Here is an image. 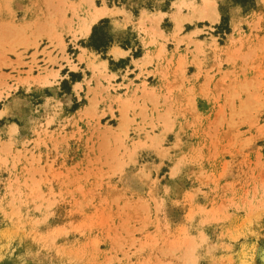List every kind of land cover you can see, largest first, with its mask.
Returning a JSON list of instances; mask_svg holds the SVG:
<instances>
[{"label":"rangeland","instance_id":"374dc122","mask_svg":"<svg viewBox=\"0 0 264 264\" xmlns=\"http://www.w3.org/2000/svg\"><path fill=\"white\" fill-rule=\"evenodd\" d=\"M201 1L174 2L202 21L176 49L235 32L237 55L203 44L183 104L159 84L126 94L77 53L106 58L117 33L79 39L88 0H0V264H264V0H223L217 25L193 16ZM231 1L256 9L235 19Z\"/></svg>","mask_w":264,"mask_h":264},{"label":"crops","instance_id":"0c3cea01","mask_svg":"<svg viewBox=\"0 0 264 264\" xmlns=\"http://www.w3.org/2000/svg\"><path fill=\"white\" fill-rule=\"evenodd\" d=\"M97 1L98 0H88L89 8L93 7L91 3H94L97 7L104 6L102 4L98 5ZM178 1L179 0H170L169 2H166V0H162L164 4L156 7L151 6L152 4L150 6H148L147 4H140L136 7H133V5L128 3H122V5H116L114 7L108 4L107 12L104 15H101L98 20L90 26V28L86 29V35L79 37V39L82 38L85 41L90 37H92L93 39L95 37V33L101 26L100 24H103L104 21L108 20V24L112 26L114 32H117L113 35L114 42H112V40L110 39L111 44L106 46V55H108V57H102L97 50L92 48V46L78 45L80 50L77 53H81L83 54V56H87L89 58V61H93L95 64L103 62L102 67L106 69L107 76H109L112 83H115L117 85L119 84V90H124L126 94H128L130 91L132 93L136 91V93H144L148 96L149 94L156 92L154 90H151L152 88L150 87L157 86L160 83L159 80L156 79V76L152 73L147 74V82L145 83L143 78L145 75H140L142 70L140 66H142L145 62L144 65L146 66L147 70H151V67L153 65L152 62L156 61L155 59H157L156 55L158 53H162L163 55H166V58L171 59L172 65H176L180 57L183 56L186 61L184 80H182L180 85L173 87L165 86L164 88L167 89L166 91L168 93H172L174 98L182 101L184 104L186 91L191 93L202 91L201 84L205 83L206 79L203 75H196V73H198L199 70L203 67V54H206L207 52L210 55L212 54V50L210 51L208 47H205L203 49L202 47L203 44H205L206 46L209 43L212 44L214 41H209V39H203L202 37L196 38V41L193 39H179V46L178 49H176V42L175 39H173L172 34L176 31V23L173 18L176 13H179L174 2ZM202 2L203 1L199 3V6L202 4ZM222 4L223 0H214V6L217 11L215 25L220 24L221 22L222 11L220 7ZM231 4L232 5L230 10L234 12V14H236L235 19L238 18L239 14L242 16L256 9L254 6H250L245 10L243 8V4H240L238 2L231 1ZM115 10L118 11L115 12ZM186 13H188L186 12V8H182V12L179 14H183L186 16ZM199 22L202 21L186 20L183 23V26L185 27L187 24L198 25L197 23ZM165 24H167V26H165ZM194 28H191V30H194ZM213 29H217L216 26L213 27ZM190 31H188L187 33H189ZM206 32L210 33V31ZM120 33L123 36H119ZM164 37H167V39H164ZM227 40L228 39H225V44H221L219 41L217 43L220 46L224 47L228 44ZM70 41H73V39H70ZM184 41H190L192 43V49H190L191 52H186V50H184ZM236 44L237 41L231 46L230 50L234 47L232 50L237 55ZM116 49L122 51L123 53L116 55ZM233 51H231V53ZM138 59L139 62L136 63L135 61ZM150 59H152V61L148 62ZM193 59H201V64L197 66L192 62ZM234 59L235 57L233 58V60ZM82 67L83 63L80 65L81 69ZM85 72L87 77H89V70H86ZM83 74V71H81V79H83ZM246 75H248V73H246ZM65 76H69V71ZM190 77L192 78L190 79ZM192 80H194V82H191ZM81 82L82 80H76V82L73 83L72 88H74L76 83ZM84 89L85 87H83V90ZM191 99H193L192 96ZM197 100L199 101L200 99L196 97V102Z\"/></svg>","mask_w":264,"mask_h":264},{"label":"bare ground","instance_id":"6f19581e","mask_svg":"<svg viewBox=\"0 0 264 264\" xmlns=\"http://www.w3.org/2000/svg\"><path fill=\"white\" fill-rule=\"evenodd\" d=\"M107 10H108V8L106 5H104L102 7L93 6L92 8H90L88 11V15H87V21L85 22L86 29L90 28V26L94 22H96L101 15H104L107 12ZM193 16L195 18H197L198 20L206 19L207 21H215L216 17H217V11H216V8L214 6L213 0H203L202 4L197 9H195ZM174 19L176 21V30H180L182 28V23H183L184 19H186V16L181 15L179 13H176L174 16ZM194 32H195V30L190 31L189 35H192V33H194ZM237 37H238L237 34H235V32H232L229 35L228 44L225 46V51L227 52V57L230 60H233L234 55H235L234 51L232 50L234 47L231 50H230V48L236 42ZM151 39H155V38H151ZM216 45H217V43L213 42L211 44V47L214 49L216 48L215 49L216 50L215 55L217 56L219 53L217 51L218 48ZM231 51H233V52L231 53ZM121 53H123V52L120 50H117V49L115 50L116 55H119ZM156 57L158 60L157 61V68L156 69L154 68V69L160 76V84L158 87H162V86L163 87H165V86L173 87V86L180 85L182 82V79L185 76V70H186V61H185L184 57L181 56L176 65H172L171 59L166 58V55H163L162 53H158L156 55ZM195 60H196L197 64H200V61L198 59H195ZM171 76H172V78H171ZM76 86L80 87V83H77ZM150 88H152L151 90H154V91L157 90V86H151ZM193 104H194L193 100L190 99V101L188 102V107H192ZM124 107H126V105H124ZM122 114H124V112ZM123 121L124 120H122V122L120 121V123H121L120 129H123Z\"/></svg>","mask_w":264,"mask_h":264},{"label":"trees","instance_id":"16d2710c","mask_svg":"<svg viewBox=\"0 0 264 264\" xmlns=\"http://www.w3.org/2000/svg\"><path fill=\"white\" fill-rule=\"evenodd\" d=\"M108 43V41H104L103 43L99 44V45H106Z\"/></svg>","mask_w":264,"mask_h":264}]
</instances>
